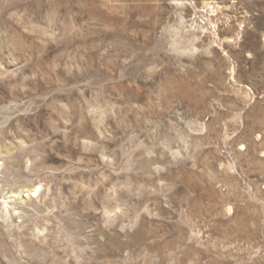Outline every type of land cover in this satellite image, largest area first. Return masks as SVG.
<instances>
[{
  "label": "rangeland",
  "instance_id": "rangeland-1",
  "mask_svg": "<svg viewBox=\"0 0 264 264\" xmlns=\"http://www.w3.org/2000/svg\"><path fill=\"white\" fill-rule=\"evenodd\" d=\"M0 264H264V0H0Z\"/></svg>",
  "mask_w": 264,
  "mask_h": 264
}]
</instances>
